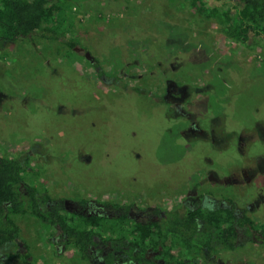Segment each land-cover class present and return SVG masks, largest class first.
I'll return each instance as SVG.
<instances>
[{
	"label": "flooded vegetation",
	"instance_id": "af4514ba",
	"mask_svg": "<svg viewBox=\"0 0 264 264\" xmlns=\"http://www.w3.org/2000/svg\"><path fill=\"white\" fill-rule=\"evenodd\" d=\"M181 23L183 35L189 38V22ZM156 28L158 34L165 32ZM173 40L166 57L174 58L180 67L140 73L117 68L107 74L97 58L86 57L87 46L78 42L73 48L85 50L76 52L94 66L97 85L119 88L124 95L146 96L151 108L162 109L159 117L166 121V131L186 143L176 150L183 154L175 153L173 160L149 166L143 163L146 156L140 149L135 151L138 166L125 175L126 184L92 191L68 176L73 158L80 164L95 160L88 152L63 156L62 149L53 152L47 137L39 142L34 132L26 134L27 146L8 149L2 147L6 138L0 136V164L4 158L20 161L25 178L19 180L16 196L37 212L11 214L21 229L20 239L8 234L0 245V264H38L33 251L44 255L43 264H264V106L253 105L247 117L240 104L234 113L231 105L243 91L241 86H224L219 95V88L208 83L218 55L226 52L222 48L217 52L214 42L202 38L193 42L199 56L191 60L179 53ZM4 43L14 42L0 40ZM1 54L0 68L10 56L1 58L8 52ZM67 55L57 53L64 60ZM188 62L197 68L182 76L188 81L190 77L193 85L178 77ZM153 71L161 73L149 78L152 84H143ZM193 71L205 79L196 78ZM246 75L259 76H249L248 70ZM8 101L27 102L25 96L8 94L0 83V120Z\"/></svg>",
	"mask_w": 264,
	"mask_h": 264
},
{
	"label": "rangeland",
	"instance_id": "374dc122",
	"mask_svg": "<svg viewBox=\"0 0 264 264\" xmlns=\"http://www.w3.org/2000/svg\"><path fill=\"white\" fill-rule=\"evenodd\" d=\"M71 2L74 4L69 3L64 14L59 16L61 38L76 39L87 46L107 74L117 72V68L130 72L135 69V73H140L150 68L180 67L174 58L166 57L171 37L179 53L191 60L199 56L193 42L205 38L214 42L217 52L221 53L222 48L226 56L232 55H218L217 69L209 76V85L219 88V95L224 86L231 85L234 89L241 86L243 91L235 95L236 101L231 105L234 113L240 109L235 106L240 104L245 107L244 116L247 117L253 105L264 106V40L253 42L252 48H247L223 39L215 20L202 17L189 1ZM212 4L235 8L240 2L220 0ZM184 20L189 22V38L183 35L185 28L181 22ZM156 26L164 28L165 32L158 34ZM67 27L72 29L68 35L65 33ZM52 30L47 26L32 38L0 44V56L4 52L10 55L1 62V87L8 94L25 96L27 101L24 105L8 101L6 111L1 112L0 136L6 138L1 141L2 147H25L28 145L25 141L29 140L26 134L34 132L39 142L47 137V146L53 152L62 149L63 156L86 151L95 160L91 164H80L73 158L68 176L78 179L82 187L92 191L126 184L127 181L123 182L125 175L132 174L138 166L135 151H143L144 158L146 156L143 163L149 166L173 160L177 152L178 156L183 154L176 150L186 147V143L166 131L167 123L159 117L162 109L151 108L146 96L124 95L119 88L97 85L94 66L61 40L50 38ZM219 35L222 38L217 40ZM60 52L68 53L65 60L57 56ZM126 61L129 65L124 64ZM181 67L178 77L193 85V80L189 77L188 81L182 74L187 75L189 68L197 67L192 62ZM247 70L249 76H259L246 78ZM160 73L153 71L142 83L152 84L149 78H156ZM191 73L205 79L199 72ZM130 83L139 82L131 80ZM181 124L186 125V119H182ZM34 142L37 141H30ZM33 254L38 264H43L44 255L39 251Z\"/></svg>",
	"mask_w": 264,
	"mask_h": 264
},
{
	"label": "trees",
	"instance_id": "16d2710c",
	"mask_svg": "<svg viewBox=\"0 0 264 264\" xmlns=\"http://www.w3.org/2000/svg\"><path fill=\"white\" fill-rule=\"evenodd\" d=\"M71 1L0 0V40L18 41L20 37H25L50 26L53 29L50 38L61 40L66 46L73 49L79 40L62 39L61 28H59L61 27L59 26V16L64 14V9L69 3L74 4ZM183 1H189L205 19H214L216 26L220 28L223 36L229 41L252 48V45L258 40H264V0H238L240 5H236L235 8L227 7L225 4L220 6L212 4L213 1L220 0ZM44 23L46 24L45 27L43 26ZM69 32H72L71 27L65 28L66 35ZM195 43L197 42L195 41ZM201 43L202 46H207L206 41H201ZM5 56L8 54L1 58ZM23 171L24 168L20 161L4 158L0 164V245L9 238V233L12 234L13 238L18 239L20 237L21 229L13 221L12 213H37L33 205L18 200L16 196L19 180L25 178ZM6 202H11V204ZM5 206H8L7 210Z\"/></svg>",
	"mask_w": 264,
	"mask_h": 264
},
{
	"label": "water",
	"instance_id": "95a60500",
	"mask_svg": "<svg viewBox=\"0 0 264 264\" xmlns=\"http://www.w3.org/2000/svg\"><path fill=\"white\" fill-rule=\"evenodd\" d=\"M76 51L81 52V53L85 52L84 49H81V48H79V47H76ZM86 57H87L88 59H90V60L93 59V56L91 55V53H90L89 51L86 52Z\"/></svg>",
	"mask_w": 264,
	"mask_h": 264
}]
</instances>
